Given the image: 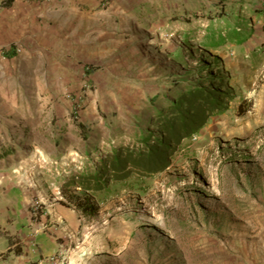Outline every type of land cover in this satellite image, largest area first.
<instances>
[{"label": "rangeland", "instance_id": "obj_1", "mask_svg": "<svg viewBox=\"0 0 264 264\" xmlns=\"http://www.w3.org/2000/svg\"><path fill=\"white\" fill-rule=\"evenodd\" d=\"M23 9L0 44L1 190L35 218L55 202L78 211L63 264L262 262L264 0H26ZM232 30L240 36L227 41ZM210 75L231 98L165 169L90 193L96 213L68 202L79 191L69 178L109 148L108 124L127 126L175 83ZM83 126L95 138L90 158Z\"/></svg>", "mask_w": 264, "mask_h": 264}, {"label": "trees", "instance_id": "obj_2", "mask_svg": "<svg viewBox=\"0 0 264 264\" xmlns=\"http://www.w3.org/2000/svg\"><path fill=\"white\" fill-rule=\"evenodd\" d=\"M11 1H4L3 7ZM237 36H240L239 32L232 30L225 38L236 41ZM217 37L209 34L208 39L217 44L222 41V36ZM4 53L6 56L15 55L13 51ZM220 81L222 78L210 75L198 77L193 82L175 83L166 94L151 99L144 108L147 112L144 117H135L127 126L108 124L105 142L109 148L100 150L99 153L104 154H99L95 163L69 178L66 186L78 187L79 191L72 196L66 194L68 202L83 214L96 213L98 205L90 193L106 188L110 181H124L132 175L147 177L165 169L170 151L224 110L223 102L231 96L221 91ZM248 109L246 100L241 99L236 113L241 115ZM92 134L88 128L81 127L79 139L84 143L86 158L91 157L90 151L96 147ZM124 136L128 140H124ZM92 144L95 146L91 147Z\"/></svg>", "mask_w": 264, "mask_h": 264}, {"label": "crops", "instance_id": "obj_3", "mask_svg": "<svg viewBox=\"0 0 264 264\" xmlns=\"http://www.w3.org/2000/svg\"><path fill=\"white\" fill-rule=\"evenodd\" d=\"M25 4L26 0H12L9 5L0 7V44L4 43L5 37H9ZM5 51L14 50L9 48ZM10 57L12 56H7ZM2 181L0 180V264H49L50 255L66 248L65 234L73 237L76 230L74 213L78 211L55 202L52 209L36 218L31 208L22 213L9 205L12 201L11 194L8 190H1L4 183ZM254 262L264 264V260Z\"/></svg>", "mask_w": 264, "mask_h": 264}, {"label": "built area", "instance_id": "obj_4", "mask_svg": "<svg viewBox=\"0 0 264 264\" xmlns=\"http://www.w3.org/2000/svg\"><path fill=\"white\" fill-rule=\"evenodd\" d=\"M14 52L19 53L21 50V45L15 44L13 47ZM59 194V191L57 192ZM59 199H61V196H59ZM61 252H55L54 254L50 255L48 258L49 264H63V257H60L59 255Z\"/></svg>", "mask_w": 264, "mask_h": 264}]
</instances>
